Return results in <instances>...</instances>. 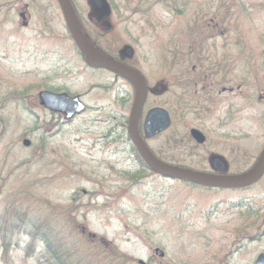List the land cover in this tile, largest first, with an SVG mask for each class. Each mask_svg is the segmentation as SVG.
<instances>
[{
    "label": "rangeland",
    "instance_id": "1",
    "mask_svg": "<svg viewBox=\"0 0 264 264\" xmlns=\"http://www.w3.org/2000/svg\"><path fill=\"white\" fill-rule=\"evenodd\" d=\"M70 1L109 55L132 49L146 112L170 114L146 142L160 161L207 171L215 155L230 174L252 165L264 150V0H104L108 31L87 0ZM41 91L87 109L65 122L38 105ZM131 99L126 81L85 65L57 0H0V264H56L31 242L35 229L73 264H255L264 254V235L235 252L264 230V179L236 194L153 175L126 137ZM190 129L206 143H191Z\"/></svg>",
    "mask_w": 264,
    "mask_h": 264
},
{
    "label": "water",
    "instance_id": "2",
    "mask_svg": "<svg viewBox=\"0 0 264 264\" xmlns=\"http://www.w3.org/2000/svg\"><path fill=\"white\" fill-rule=\"evenodd\" d=\"M62 11L65 25L68 29L70 37L80 54L83 57L85 64L92 69H104L114 73L127 80L135 89V100L129 120L128 134L135 146L137 152L150 169L151 172L172 180H178L194 185L210 187V188H225L235 189L243 188L254 184L264 173V150L255 163V165L246 173L240 175L227 176L226 163L220 157H214L211 160V166L218 175L199 173L190 171L180 167L168 166L157 160L151 151L147 148L138 132V116L144 103L147 86L144 79L132 68L123 65L113 59H110L99 53L86 39L83 34L75 9L70 0H57ZM93 12L89 19L91 22H99L109 12V7L104 0H87ZM25 12L20 14L22 19L21 25L26 26L24 19ZM101 30H108V22L103 21L100 26ZM132 49L128 46L123 47L119 51V60L130 58ZM40 105L49 112L59 113L63 116L64 121H69L73 117L81 114L85 107L79 101L78 97H69L66 94H54L48 91H42L38 94ZM171 119L169 113L163 108L150 109L144 119L142 132L144 138L150 139L167 131L170 127ZM192 140L198 145L205 142L204 136L197 130L190 132ZM23 146H28L29 142L24 140ZM84 230V228H82ZM94 236H92L93 238ZM155 255L163 257V253L156 249ZM143 264L142 261L138 262ZM255 264H264V254L257 257Z\"/></svg>",
    "mask_w": 264,
    "mask_h": 264
},
{
    "label": "flooded vegetation",
    "instance_id": "3",
    "mask_svg": "<svg viewBox=\"0 0 264 264\" xmlns=\"http://www.w3.org/2000/svg\"><path fill=\"white\" fill-rule=\"evenodd\" d=\"M91 7V6H90ZM92 12H93V10H92V8H91V14H92ZM20 14L21 13H19L18 14V16H19V18H20ZM78 16V15H77ZM28 17H29V15L28 14H25V16H24V19L26 20V19H28ZM21 19V18H20ZM78 21L80 22V25L84 28V30L86 31V29H85V27L83 26V24H82V22L80 21V19L78 18ZM102 22H103V19H101L99 22H92L93 24H94V26L97 28H99V29H101L100 28V26H101V24H102ZM107 31V30H106ZM93 32H96L95 31V28H94V30H93ZM89 35H90V40L93 42V44L97 47V48H99L105 55H108V56H110V58H113L114 60H116V61H118L119 62V51H117V53L116 54H118V55H116V57L114 56V55H109L108 54V52H106L104 49H102V48H100V46L98 45V43H97V41L93 38V36H92V32H89ZM126 58H124L123 60H121V62H122V64H124V65H126V66H129V64H127L126 63ZM97 71H101V72H104V73H107V74H110V75H113L114 76V74H112L111 72H109V71H106V70H102V69H100V70H97ZM217 74H220V73H217ZM214 74H213V72L212 73H209V76H213ZM116 76V75H115ZM114 76V77H115ZM140 76H142V75H140ZM116 78L117 79H121L120 77H118V76H116ZM142 78L144 79V81L146 82V80H145V78L142 76ZM122 80H124V79H122ZM128 83V82H127ZM129 84V83H128ZM130 86H131V88H132V99H131V107L133 106V104H134V99H135V93H134V87H133V85L132 84H129ZM146 85H147V94H146V100H147V96H148V93H149V89H148V84H147V82H146ZM205 98L206 99H208V100H211V98H210V93H209V91H206V96H205ZM146 102V101H145ZM85 107H87V106H85ZM188 107H191V106H189L188 105ZM201 107H204V109H202V110H207V105H201ZM130 109H132V108H130ZM148 111V110H147ZM130 114H131V110L129 111V113L124 117V122H125V133H126V137L128 138V140H129V137L127 136V134H128V123H129V119H130ZM145 115H146V110H145V103L143 104V106H142V110L140 111V114H139V116H138V128H139V130H140V134H141V136H142V132H141V129H142V124H143V122H144V119H145ZM193 129H190L189 130V138H190V140L192 141L191 143H194L193 142V140H192V137H191V135H190V132L192 131ZM197 130V129H196ZM142 138H143V136H142ZM205 138V137H204ZM205 141H206V139H205ZM206 142H204V144H205ZM203 144V145H204ZM200 146H202V145H200ZM194 155L195 156H200V153H193V151L191 152V153H189L188 154V160H189V158H193L194 157ZM261 156V153L258 155V157H257V159L252 163V165L246 170V171H244V172H242V173H236V174H230V173H228V166H227V164H226V166H227V171H226V174L225 175H227V176H231V175H240V174H243V173H246L247 171H249L254 165H255V163H256V161L258 160V158ZM214 157H216L215 155H211V157H208V158H210V168H211V170H207V171H198V170H192V169H190L189 167H188V170H190V171H194V172H199V173H206V174H211V175H218L219 173H217V172H215L214 170H213V168H212V166H211V160H212V158H214ZM264 179V174L260 177V179L258 180V181H256V183H254V184H252V185H250V186H247V187H243V188H235V189H223V188H210V187H204V186H199V185H194V184H190V183H188V186L189 187H192V188H195V189H198V190H201V191H206V192H211V191H228V192H234V193H236V194H240V192H242V191H245V190H247V189H249V188H251V187H253L254 185H256L257 183H259V182H261L262 180ZM262 223H264V218H263V220H262ZM257 230H258V228H257ZM263 235H264V230L261 232V233H259V232H256L254 235H252V236H243V237H241V239L239 240V245L237 246V248H236V250H235V252L236 251H239L241 248H243V247H245V246H247V245H250V244H254V243H256L257 241H259L262 237H263ZM260 254V253H259ZM224 264H226V261H225V263Z\"/></svg>",
    "mask_w": 264,
    "mask_h": 264
},
{
    "label": "trees",
    "instance_id": "4",
    "mask_svg": "<svg viewBox=\"0 0 264 264\" xmlns=\"http://www.w3.org/2000/svg\"><path fill=\"white\" fill-rule=\"evenodd\" d=\"M84 35L86 38H88V41H91L89 36L87 35V31H85L84 29H82ZM99 41H97L98 43ZM91 43L93 44V42L91 41ZM99 45V43H98ZM100 46V45H99ZM189 54V53H188ZM190 59V57H188ZM208 72L212 73V69L211 67H209ZM132 152L135 155L136 160L143 166L146 167L145 164L143 163V160L141 159V157L139 156V154L137 153V151L135 150L134 147H132ZM41 232V234L39 235V233ZM29 233V237L31 239V242H37L40 243L41 246L45 247L46 251L50 254L51 258L55 261L56 264H73L72 262H70V257L68 254L66 255H62L59 252V249L56 248L52 243L48 242L47 239V235H45V233H43L42 231L35 229L33 232H28ZM27 233V234H28ZM2 245L3 247H5V239L2 238ZM58 249V250H57ZM64 257V258H63ZM118 257L122 260H124L125 262H131L132 260L126 256L123 255H118Z\"/></svg>",
    "mask_w": 264,
    "mask_h": 264
}]
</instances>
